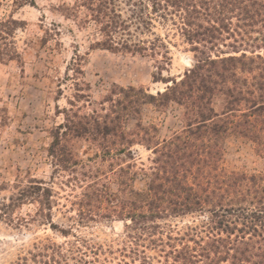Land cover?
I'll use <instances>...</instances> for the list:
<instances>
[{"label":"rangeland","instance_id":"374dc122","mask_svg":"<svg viewBox=\"0 0 264 264\" xmlns=\"http://www.w3.org/2000/svg\"><path fill=\"white\" fill-rule=\"evenodd\" d=\"M21 1L0 0V21L11 17L17 21L9 48L18 55L10 61L0 57V264H16L22 258L26 264H54L53 260L55 264H173L172 252L183 245L197 251V244L206 247L211 240L208 214L159 219L150 223L157 229L144 234L127 218L110 212L113 206L119 209L118 198L112 196L118 190L146 191L153 158L146 144L133 145L121 161L103 162L100 157L88 160L93 146L84 138L76 139L68 143L81 158L74 172H55L49 154L52 133L63 124L66 111L79 118H100L109 111L108 100L122 98L121 89L163 92L194 65L191 46L169 22L155 23L154 35L148 39L159 37L171 58L158 68L160 57L151 52L128 54L94 46L100 39L98 28L76 0H29L31 4L22 6ZM155 104L141 106L137 119L144 126H155V142H161L182 129L183 109L175 102ZM135 123L130 120L125 129H133ZM119 164L129 170L120 175ZM221 166L226 172L258 174L264 170V159L252 142L229 134ZM121 178L126 182L123 187ZM90 181L105 185L112 194L104 196L109 202L94 203L100 207L98 213L80 221L77 204L86 201L81 193ZM34 182L52 190L50 210L47 207L42 214L37 197L18 200L19 193ZM36 246L45 248L38 262L29 254L38 253ZM55 246L61 247L66 259L47 249ZM230 261L224 256L215 264Z\"/></svg>","mask_w":264,"mask_h":264},{"label":"trees","instance_id":"16d2710c","mask_svg":"<svg viewBox=\"0 0 264 264\" xmlns=\"http://www.w3.org/2000/svg\"><path fill=\"white\" fill-rule=\"evenodd\" d=\"M30 1L22 0L19 5ZM76 1L98 28L100 39L94 44L98 48L138 55L151 52L160 57L161 68L171 61L169 50L159 37H148L154 35L155 23L169 22L195 53L194 65L178 81L171 80L163 92L153 95L133 87L121 89L122 98L108 100L109 111L101 119L65 112L63 124L52 133L49 149L55 172L75 171L81 158L68 143L79 138L93 146L88 160L121 161L135 144H146L153 154L144 192L120 189L114 195L96 181L86 184L81 193L86 201L77 204L80 221L98 213L100 207L94 203L109 202L104 198L109 194L119 200V209L113 206L110 212L127 218L144 234L156 230L157 225L150 223L159 219L208 214L211 240L206 247L197 244L198 251L188 244L174 250L173 264H204V259L215 264L224 256L230 264H264V170L246 174L226 172L221 166L229 134L252 142L264 159V0ZM16 23L12 17L0 21V57L9 61L18 56L9 48ZM252 34L260 38H251ZM170 102L183 109L182 129L155 142L158 129L142 125L137 119L140 108ZM132 119L136 122L133 129L126 130ZM118 167L120 175L129 170V166ZM125 183L119 179V186ZM27 197H37L41 214L47 207L50 210L52 190L43 183H32L19 193L18 200ZM36 249L37 254H29L38 262L36 258L45 256L41 253L45 248ZM47 249L64 257L60 246ZM26 262L22 258L16 264Z\"/></svg>","mask_w":264,"mask_h":264}]
</instances>
